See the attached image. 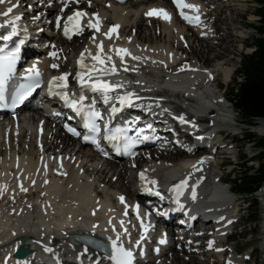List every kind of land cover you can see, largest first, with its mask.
Segmentation results:
<instances>
[{
	"label": "bare ground",
	"instance_id": "bare-ground-1",
	"mask_svg": "<svg viewBox=\"0 0 264 264\" xmlns=\"http://www.w3.org/2000/svg\"><path fill=\"white\" fill-rule=\"evenodd\" d=\"M43 1L44 4L41 6L32 5L26 9L30 3L27 0H20V6L15 12L23 14V21L30 30V43L35 37L42 46L49 43L44 52L37 53V58L44 62V73L58 75L60 72H71L72 69L80 71L78 61L82 52L85 53L86 64L95 63L85 49L96 54L98 51L96 44L103 41L102 57L105 53L111 55L118 69L117 74L121 75L119 80H107L112 83H123V88L127 89L119 93L133 92L139 97L148 98L149 103L153 105L157 104L154 98L169 95L168 98L195 103L196 110L200 113L206 111L208 102L215 99L218 102L224 99L230 104L218 76L228 86L232 71L221 61H217L213 67H207L209 60L206 56L216 48L220 50L216 58L225 54V47H222L224 36H221L217 24L227 25L226 34L232 31V27L237 35L241 32L242 29L237 28L238 25L233 18L234 8L241 0H186L188 3L199 5V13L185 9L189 15L201 16L202 23L197 26H191L185 20L181 21L179 16L169 11V0H135L127 7V4L112 5L107 2L91 1L97 8L92 11L87 8V2L77 4V9H85L89 14L85 23L89 19L95 22L93 13L99 14L101 22L100 32L89 28L90 37L77 52L66 48L67 43L60 39L59 31L51 20L52 16L62 12L60 9L63 5L48 6L46 3L50 0H41ZM6 7L7 5H0V11ZM161 8L170 13V22L158 16L146 15L152 9ZM226 11L230 14L225 15ZM215 12L220 17H214ZM112 26L118 27L111 34V39H107L103 33L109 32ZM148 30L149 36L145 34ZM91 35H95V43ZM212 42L215 45H212ZM118 48H126L132 55L145 59L135 61L126 56L122 64L115 52ZM53 52L57 54L55 57L50 55ZM190 56L193 58L192 61L188 58ZM52 64H57L58 67L50 69ZM124 67L129 71H124ZM182 68L185 70L181 71ZM180 90L188 92L186 94L189 97L186 98ZM186 106L175 107L190 118ZM231 112H223L226 119H230L232 114L234 116V111ZM22 115L23 121L26 119L25 116H29L25 123L22 120L6 121L7 118L0 122V186H6L0 194V264L10 263L13 248L19 244L18 238L21 236L26 238L25 244L32 250L30 254L32 257H29V260H34L35 264H77L89 258L91 262L112 264L104 255L92 253L86 243L79 242V239L89 234L99 235L100 240L104 236L116 238L117 231L113 229L118 219L114 221V218L124 216L128 219L124 214L125 206L127 205L128 210L141 191L138 189L141 172L145 173L148 182L151 180L170 182L180 176L191 178L198 175L206 180L205 187L199 195V205L207 200L213 206H225L227 219L234 221L238 216L236 213L240 212L239 200L231 204L226 197L229 189L234 191L228 177L216 171L223 164L221 157L226 159L229 153L237 155L235 146H232L236 134L227 131L237 130V125L220 124L223 128L221 138L213 139V145L209 148V150L214 148L215 151L208 153L204 158L198 157L205 148L199 142L192 148H187L172 141H159L157 146L159 149H150L147 154L154 150L159 152L140 156L141 161L140 159L137 163L132 161L130 165L119 168V165L116 166L110 161H100L95 151H85L82 145L67 136L61 128L53 129L51 123L54 120L48 118L46 114L30 110ZM207 115H214V112L210 111ZM194 121L192 120V123ZM234 121L237 123L235 116ZM259 123L264 124L259 121L254 129L258 135L264 136V125H258ZM38 130L42 131L40 135L37 134ZM228 134L235 136L231 137ZM187 137L189 140V136ZM229 139L231 142H228ZM205 149L207 151L208 148ZM216 156L214 166L210 159ZM173 157L179 159L176 158L175 161ZM137 159L138 157L135 160ZM88 160L90 163L96 162V167H92V163L89 166ZM201 160L202 164L199 163ZM193 165L198 170H194ZM127 174L129 177L125 180L124 176ZM114 177L115 181H112ZM219 182L226 184L225 187ZM127 184L130 187L126 186ZM20 185L27 191H22ZM121 196L124 197V203L119 199ZM197 221L199 226L193 237L173 241L158 257L152 256L151 253L146 255L134 253L136 254L134 264H167L162 260L168 259L167 256L175 250L176 253L171 255L170 264H183L182 261L185 264H201L202 262H197L195 258L198 253L205 259L211 257L212 264H225L226 260H231L233 264H246V260L232 256L227 245L223 244L224 241L231 240L233 235H225L222 224L213 230L212 223L202 222L200 219ZM239 222L240 220L237 224ZM44 227L47 228L45 231ZM209 241H214L211 249L208 247ZM134 244L135 242L130 247L132 250ZM177 250L182 251L187 260L179 256Z\"/></svg>",
	"mask_w": 264,
	"mask_h": 264
},
{
	"label": "snow or ice",
	"instance_id": "snow-or-ice-1",
	"mask_svg": "<svg viewBox=\"0 0 264 264\" xmlns=\"http://www.w3.org/2000/svg\"><path fill=\"white\" fill-rule=\"evenodd\" d=\"M70 2H74L76 4L80 3V0H62V8L61 11H65ZM173 3L175 4L176 8L179 11V15L181 18H183L185 21H187L189 24H195L199 25L202 23L201 16L199 14L197 15H189L185 12V9H188L190 11L199 13V5L188 3L186 0H173ZM89 6H91V0H88ZM0 5H7V7L0 11V17H3V22L0 23V28L4 27H10L11 31L8 35L3 36L4 40H10L13 36L17 34L18 29V22L23 18L22 14H15V9H17L20 6V0H0ZM110 6V5H108ZM31 6H29L30 8ZM89 14L86 11H82L77 9L73 12L72 15H69L67 17L68 23L72 24L73 28L72 30L78 33L83 32V27L80 26V20L83 17H87ZM147 16H158L163 18L166 21L171 20V15L168 13L165 9H152L146 13ZM93 17H95V22H93L92 19H89L87 21V27L90 29H94L95 32H100V19L98 13H93ZM62 17L57 16L56 17V26L60 27ZM118 26H112L109 29V32L103 33V35L111 39V34L116 31V28ZM70 29L67 24L64 26V34L65 36H71L69 35ZM203 34V33H202ZM93 42H96V37L93 35L91 37ZM131 38H129L130 41ZM183 39V37H181ZM96 47L98 49L96 54H92L89 52L88 49H85V52L88 53L91 60L95 63L89 65L86 64L85 61V53L82 52L80 55V59L78 61L80 71H77L75 73V77L81 88H89L92 92L100 93L103 97V101L105 103H108L110 100L117 99L120 104L126 105V106H133L132 101L133 97L135 99H140V97L133 93V92H126L124 95L113 97L110 95V93L117 92L121 88L124 87L123 83H112L107 79H104V77L110 76V75H116L118 73V69L116 67V64L113 60V57L108 54H104L102 57V53H104L103 48V41H100L96 44ZM18 51V49H17ZM109 51H112V49H109ZM116 55L119 56V59L121 63L123 64L125 61V57L129 56L132 60L140 61L142 58L140 56L132 55L131 52L126 48H118L115 49ZM51 56L55 57L57 54L55 52L50 53ZM16 59L15 53H8L6 55H0V103H3L6 100L5 92L7 90V81L9 77L11 76L14 68V63ZM162 63V62H161ZM52 68H57V64H52ZM181 71L185 70L184 68L180 69ZM29 73H32L28 77L30 83L27 85H20L19 88L14 90V94L11 97V104L14 107L17 103L22 102L25 100L28 96L32 94V92L35 90L36 87L40 84V72L36 69V66L33 65L32 68L27 70ZM124 71H129L127 67H124ZM69 73H64L60 76H54L52 77V80L49 82V94H55L59 95L60 98L65 102V104L70 107L77 115L84 114L85 121H84V128L88 130L90 133L89 135H84L83 140L85 142L91 140L92 143L97 144V147H99L98 141L95 139V136L92 134H97L100 132L99 126L96 124V120L100 118V113L98 111H95L94 109H88L86 110L83 106V101L85 100L84 95H79L78 98H71L69 93L67 91H60L58 93H53V88H60V89H67L68 88V77ZM137 83H139L137 81ZM117 109L115 107L112 108V111L115 112ZM58 115V113H57ZM182 122L184 121L183 117H180ZM151 125H148V128H151ZM70 133H72L74 136L79 137L81 135L80 132L76 131L75 128L69 127L67 129ZM127 130H121L117 129V134H112L106 137L108 140H120L122 139L124 142V149L127 151L132 144L138 142L140 138V133L143 132V129H141L137 133V137H129L126 134ZM143 139H148L147 136H144ZM199 163H203V160H201ZM62 166V165H61ZM47 165H45V168ZM194 170H198L195 165H193ZM66 174V173H62ZM140 179L145 180V173L141 172ZM151 184L155 185L157 182L155 180L149 181ZM35 181H33V184ZM45 183H48V181H45ZM188 184V179L185 178L181 180L177 185H175L176 190H180L184 188ZM21 190L26 192L27 189L23 188L22 185H20ZM6 189V186H0V194ZM159 195V193H156ZM121 203H124V197H119ZM138 205L136 208L138 209ZM95 214V213H93ZM125 215H127V205L125 206ZM137 216L139 219V213L137 212ZM111 223V221H109ZM231 223V221H229ZM121 228L124 229V233L127 235L128 230L125 227V222L123 220L120 221ZM115 230V229H113ZM147 232V227H145V233ZM145 239V236L142 235L140 237V240L135 241L134 246L139 247L140 241ZM120 241V235L118 234L115 239L111 240V254L109 259L114 262V264H134L136 259V254H134L133 250L131 248H126L122 243H119ZM160 244L166 243L165 239H161L159 241ZM214 245V241H209L208 247L211 249ZM46 251H51L50 249H46ZM156 252L159 251V249H155ZM216 251H224V249H216ZM143 255V252L140 253ZM225 264H233L231 260H226Z\"/></svg>",
	"mask_w": 264,
	"mask_h": 264
},
{
	"label": "rangeland",
	"instance_id": "rangeland-1",
	"mask_svg": "<svg viewBox=\"0 0 264 264\" xmlns=\"http://www.w3.org/2000/svg\"><path fill=\"white\" fill-rule=\"evenodd\" d=\"M243 1L241 0L240 4L234 8V14H233V18L236 24L238 25L237 28L242 29L240 32L242 34L239 33L237 35L236 31L233 30L234 27L231 28L232 31L226 34L225 30H226L227 25L217 24V27L219 28L221 32V36H224V45L222 47L223 48L225 47V54L216 58L215 57L216 54L220 52L219 48H216V50L215 49L212 50L206 56L207 59L209 60L207 67H213L217 64V61H221L227 65L230 71H232L231 81L228 83V86H226L221 81L222 78L218 76L219 83L222 85V87H224L226 98L229 100L231 99L229 90L231 89L233 85V79L236 76V70L239 68V65L241 62V56L249 55L253 52V47L251 45L252 39L257 37L255 33V26H258V17H257L256 12L258 8L260 7L259 1L258 0H243ZM130 3H134V2L132 1L127 2L126 7L129 6ZM26 9H29V6H27ZM229 14H230L229 11L225 12V15H229ZM215 16L220 17L219 14H217L216 12H215L214 17ZM151 30H153L152 27H151ZM149 31L150 30L145 32L147 36L150 35ZM89 37H90V32H88L84 37H81L78 40H75L73 42H66L67 43L66 48L67 49L69 48L68 50H73L74 52H77L81 49V47H83L85 41ZM38 44H40V42H37L36 47L37 48L41 47V45H38ZM212 45H215V43L212 42ZM44 50L45 48L43 49V51ZM59 53L60 54L62 53V49H60ZM66 57L68 58V56ZM188 58L190 61H192L193 59L191 56ZM67 68L69 69L70 67L68 66ZM234 116L237 121L236 123L237 130H230V131H232V134L233 133L236 134L237 137L235 135H230V134L228 135H230L231 137L235 136L234 138L235 142L233 143L232 146H235L234 147L236 149L235 153H237V155L236 154L233 155L230 153H229L230 155L229 154L226 155L227 157L226 159H228L229 162H227V160L224 157H221L223 158V162H222L223 164L227 162V164L225 165V168L221 170V174H226V176L228 177L230 181V186L233 189L236 187V185L232 182V179L237 178L239 173H243L242 168L244 167L245 163H246L245 166L247 167L252 166L254 170L259 169L258 155L260 151L257 148H253V147L256 145V142L260 138H264V136L258 135L254 129L257 126L256 123H258V121L253 123L256 126L253 125V127L250 128L242 124V118L240 115L234 112ZM260 124L262 125L263 123H259L258 125ZM247 134H250L254 137V140H251L250 144H244V142L241 139L242 136L247 137ZM228 142H231V139H229ZM181 144L185 145V143H181ZM155 149L158 150L159 148H155ZM237 149H238V152H237ZM85 151H88V149H85ZM152 152H159V151L154 150L149 153H152ZM141 154L143 156H146V154L144 153H141ZM252 155L254 156L256 155V157L251 160L250 157ZM176 158L173 157L174 160ZM139 159H140V155H139V158L135 160L134 163H137ZM89 161L90 160H88V162ZM175 161H177V159ZM91 163L89 162V166L92 165V167L94 166L95 168L97 163L96 162L94 163L91 162ZM121 166L122 165H119V168ZM98 168H100V166ZM231 169L233 170V172L231 174H228V172ZM116 170L119 171L118 168H116ZM122 173L123 175L125 174L124 171H122ZM128 177L129 175L127 174L124 176V179L127 180ZM115 178L116 177H114L112 181H115ZM120 184L124 186L123 183H120ZM126 186L130 187V185L128 184ZM263 186H264V183H263ZM235 193H236L235 198L238 199L240 203V212L237 217V220H240V222L239 224H236L233 227V237L231 238V240L228 241L227 249L230 253H232V256L234 255L241 260H246V264H264V198H259V196H256V195L251 196V197H245V196H241L240 194H237V192ZM252 217L254 218L255 221H251ZM195 230H193L192 233H195ZM203 243L205 244V242ZM174 253H176V250L167 256L169 261L168 259L166 260L163 259L162 261L167 264L168 263L170 264L171 255ZM177 254L183 257L184 259L186 258L182 254V251L179 252V250H177ZM188 257H190V255H188ZM195 258L197 259L196 260L197 262H202L201 264H212L211 257H207L205 259L201 256L200 253L195 255ZM182 263L185 264L184 261H182Z\"/></svg>",
	"mask_w": 264,
	"mask_h": 264
},
{
	"label": "trees",
	"instance_id": "trees-1",
	"mask_svg": "<svg viewBox=\"0 0 264 264\" xmlns=\"http://www.w3.org/2000/svg\"><path fill=\"white\" fill-rule=\"evenodd\" d=\"M259 1L256 12L258 26H255L256 38L252 39L253 52L242 55L233 85L229 90L231 105L241 116L242 124L249 126L256 121H264V0ZM240 80V81H239ZM248 144L254 137L247 134ZM259 169L244 164L243 173H239L234 181L235 191L241 196L251 197L264 183V138L257 142ZM256 203V202H255ZM251 221H255L251 218Z\"/></svg>",
	"mask_w": 264,
	"mask_h": 264
},
{
	"label": "water",
	"instance_id": "water-1",
	"mask_svg": "<svg viewBox=\"0 0 264 264\" xmlns=\"http://www.w3.org/2000/svg\"><path fill=\"white\" fill-rule=\"evenodd\" d=\"M21 241L23 242L24 239H21ZM29 253V250H19L18 252H16L15 254V258L18 260L23 259L27 254Z\"/></svg>",
	"mask_w": 264,
	"mask_h": 264
}]
</instances>
